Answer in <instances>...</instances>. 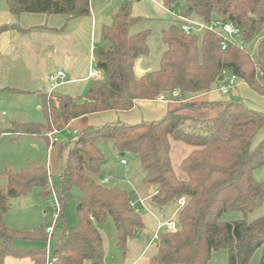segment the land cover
<instances>
[{
	"label": "trees",
	"instance_id": "1",
	"mask_svg": "<svg viewBox=\"0 0 264 264\" xmlns=\"http://www.w3.org/2000/svg\"><path fill=\"white\" fill-rule=\"evenodd\" d=\"M6 3L13 15L44 13L81 18L89 14V0H6ZM162 3L169 10L179 8L181 15L199 21L231 22L241 29L239 41L229 43L223 50L220 37L213 31H202L198 39L197 33L186 34L180 25H171L161 32L166 49L159 68L138 75L136 62L148 54L149 32H130L139 19L132 16L130 2L126 1L113 15L111 25L102 28L104 44L93 51L94 67L103 77L92 79L81 99L60 92H38L45 121H14L9 129V133L32 135L48 144L51 131L63 130L80 116L128 111L136 101L155 100L173 91L180 94L178 103H170L157 120L88 126L70 141L58 187L52 188L60 205L59 219L73 189L79 191L75 206L78 220L73 226L64 224L53 234L50 264H99L105 255L101 228L108 218L115 225L116 243L123 251L128 239L145 229L140 213L129 205L127 190L100 182L105 160L99 148L102 139L111 140L120 155L138 157L144 170L142 185L157 190L150 200L154 207H170L185 199L176 215L177 227L159 233L155 251L143 264H208L212 252L219 249L227 250L228 264H248L254 252L261 249L259 264H264V215L251 221L245 218L220 221L224 212L238 210L247 215L264 201V178L257 181L253 176L254 170L264 164V138L251 147L253 136L264 124V113L229 94L224 101L187 97L208 92L228 75L236 76L264 96V0H162ZM16 26L1 24L0 33ZM255 40L257 59L241 44ZM191 111L200 115L194 116ZM185 120L204 123L206 132H188L182 126ZM171 140L192 148L179 164L183 177H178L171 164ZM3 174L6 185L0 187V264H4L6 257L45 264V249L15 244L46 242L45 228L13 229L5 225L3 216L11 198L25 195L34 187H39L43 196L52 191L47 167L29 160L19 171L6 169Z\"/></svg>",
	"mask_w": 264,
	"mask_h": 264
},
{
	"label": "crops",
	"instance_id": "2",
	"mask_svg": "<svg viewBox=\"0 0 264 264\" xmlns=\"http://www.w3.org/2000/svg\"><path fill=\"white\" fill-rule=\"evenodd\" d=\"M126 1L130 2L132 16L139 19L131 26V33L146 30V27L142 24L144 20L163 21V19L167 20L169 15H173L181 22L178 16L179 8L169 10L163 5L162 0H89V14L81 18L44 13L13 15L8 10L6 0H0V25H17L0 33V104L8 100L23 99L28 96L33 97V106L41 109L37 93H49V76L58 69L64 72V78L54 88L53 92L61 93L58 88L65 84H87L92 79L102 78V73L94 67L93 51L96 46L104 44L101 33L102 28L111 25L113 15L120 5ZM150 68L149 65L143 62V56L138 58L135 66L136 74L142 75L154 71ZM92 72L95 75H92ZM238 80L240 79H237L236 85L230 90L229 95L240 97L241 94L246 92V89H249L244 81L238 82ZM219 85L204 94L187 95V97H204L208 101H224L228 97H224L219 93ZM179 96L178 91H173L161 95L155 100L136 101L132 109L128 111L91 113L71 120L63 130L56 131L49 136L48 144L42 141L46 146L45 165L48 170L49 180L51 181L52 176L59 178L70 141L85 127L98 126L113 121L125 122L119 116L134 112L140 107L145 109V113L140 115V121L157 120L166 113L170 103H178L177 99ZM259 96L254 98L256 100L255 104L248 105L264 113V96ZM103 114L109 117L108 119H102L106 121H100L99 115ZM23 120L27 121L28 119ZM188 121L190 122L191 120ZM191 122L196 123V125H204L202 122L193 120ZM72 124H75V127L69 130ZM63 133H66V137H62ZM37 144L38 142L35 143L36 146ZM57 159H59L61 164L54 163ZM103 165L104 162L101 168ZM121 165L124 167L123 164ZM154 190L153 187L141 184L134 196L136 197V194H138L140 197L149 198ZM148 201L149 206L154 207L150 200ZM172 207H175L177 215V205L175 204ZM154 208L158 211H163L171 207ZM144 233H148V231L144 230ZM147 245L139 257L130 264H137L138 261H143L155 251L146 255L148 251V249L146 250ZM260 255L261 249L256 250L248 264H259ZM9 263L32 264L31 261L25 258L6 257L4 264ZM208 264H228L227 250L219 249L212 252Z\"/></svg>",
	"mask_w": 264,
	"mask_h": 264
},
{
	"label": "rangeland",
	"instance_id": "3",
	"mask_svg": "<svg viewBox=\"0 0 264 264\" xmlns=\"http://www.w3.org/2000/svg\"><path fill=\"white\" fill-rule=\"evenodd\" d=\"M180 23V20H178L173 15H169L168 19H163V21H143L142 24L149 32V37H147L149 51L147 55L143 56V62L149 65L151 70H157L159 68L160 57L166 48V45L161 39V32L171 25H180ZM197 35L198 39H200L202 31L197 32ZM237 40L239 41V38ZM241 44L249 50L253 59H257V40L250 43H243L241 41ZM238 82H241V80H238ZM88 86L89 82L87 84L69 83L59 87L58 91H61V93L70 95L74 98L81 99L86 93ZM214 88L215 85L211 87V89ZM219 93L222 94L220 91ZM223 96L225 97L226 95ZM257 96H259V94L249 88L246 89V92L241 94L240 97H237L241 98L245 104L247 103L246 105L248 107H251L248 104H255L256 100L254 98H257ZM33 102V97L26 96L23 99L19 98L16 100H8L0 104V187H5L6 185V179L3 174L4 170L12 169L14 171H19L21 168L27 165L29 160H34L45 164L46 146L41 140L39 141L37 137L28 134L17 135L15 133H9V129L13 128L12 124L14 121H24L23 119H28V122L35 123H43L45 121V116L42 109H38L37 106L34 107V104H32ZM185 111L188 112V110ZM144 113L145 109L140 107L134 112L121 114L119 117L122 121L127 123H136L140 121V115ZM190 113L196 116V111H191ZM197 115L199 116L200 114ZM99 116L101 119L100 121H106L102 119L109 118L106 117L108 115L104 114ZM187 121L188 120H185L182 126L188 132H206L207 128L205 124L196 125V123L191 122L192 120L190 121L191 123ZM74 127L75 124L70 125L69 130L73 129ZM66 133H63L62 137H66ZM263 138L264 124L253 136L251 140V147L254 148ZM36 142H38L37 146L35 145ZM99 148L105 157L104 165L101 168L102 177L107 178L105 185L119 186L126 189L131 199H134L137 196L140 197L138 194H136V197L134 196V193L137 191L139 186H141L144 176V170L140 165L138 157L134 154L120 155L114 148L112 141L109 139L100 140ZM191 149L192 148L189 145H186L182 142L174 140L170 141V160L172 167L178 177L185 176V174L180 170L179 164L182 158H184ZM121 159H125L128 162L127 165H124V167L120 164ZM54 163L61 164L59 159H57ZM253 176L257 181L263 180L264 164L254 170ZM58 184L59 178L57 176H52L49 187H58ZM72 194L73 196L69 197L65 202V206L62 211V218L57 221L54 234L60 231L64 224L67 226H73L78 220L75 206L76 197L79 195V191L77 189H73ZM148 200L149 199L145 201V207L139 206L138 208V212L140 213L145 224L144 230H147L148 233H144V230L137 231L131 238L128 239L125 251L117 246L116 228L112 219L108 218L102 225L101 236L103 238L105 255L99 264H130L131 262L135 261L137 257H139L142 250L149 242V245L146 247V250L148 249L146 255L152 253L155 250L157 240L151 241V237L155 232L158 234L161 232L156 231V223L158 220L165 221L170 219L177 227L175 207L170 206L171 208L158 211L154 207L149 206ZM54 205L55 196L53 193V188L47 196H43L42 190L39 187H34L29 193L11 198L9 200V208L3 216V222L8 227L18 230H31L36 226H43L46 229L54 219ZM262 215H264V201L259 208L248 213L247 215H244L238 210L224 212L220 216V221L231 222L243 218L251 221ZM54 243V239L49 240L48 258H50L52 255ZM15 244L22 247H41L43 249H46L47 246L46 242L16 241ZM143 261H138L137 264H142ZM84 264L93 263L85 262Z\"/></svg>",
	"mask_w": 264,
	"mask_h": 264
},
{
	"label": "built area",
	"instance_id": "4",
	"mask_svg": "<svg viewBox=\"0 0 264 264\" xmlns=\"http://www.w3.org/2000/svg\"><path fill=\"white\" fill-rule=\"evenodd\" d=\"M179 18L181 19L180 27L186 34H194L199 31H205L210 30L218 34L220 37V47L221 49H226L229 43H235L237 42V39L240 36L241 29L236 26L235 24L228 22V21H220V20H212L210 22H204L199 21L192 17L183 16L180 13H178ZM92 75H95L94 72H92ZM64 78V72L62 70H56L53 74H50L49 76V93L53 92L54 88L59 84V82ZM237 78L234 75H228L223 80V82L219 85V91L223 95H228L230 90L236 85ZM56 132V130L51 131L48 136H50L52 133ZM121 164L127 165V161L125 159H121ZM107 181L106 177H102L100 179L101 183H105ZM54 193V192H53ZM157 193V190H154L153 194L149 198H143L137 196L134 199H129V205L132 209L138 212L139 206H144L145 201L147 199L151 200L152 196ZM55 196V194H54ZM185 204V199H180L177 201V211L182 208ZM145 207V206H144ZM60 214V205L55 197V205H54V219L52 223L45 229L46 234V257L47 261L45 264H50V258H48V243L49 240L52 239V236L54 234L55 225L59 219ZM176 226L174 222L170 219L165 221H157V227L156 231H162L164 229L172 230L175 229ZM158 233H154L151 237V241L158 240Z\"/></svg>",
	"mask_w": 264,
	"mask_h": 264
},
{
	"label": "water",
	"instance_id": "5",
	"mask_svg": "<svg viewBox=\"0 0 264 264\" xmlns=\"http://www.w3.org/2000/svg\"><path fill=\"white\" fill-rule=\"evenodd\" d=\"M220 79H222V78H220Z\"/></svg>",
	"mask_w": 264,
	"mask_h": 264
}]
</instances>
